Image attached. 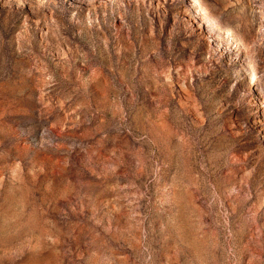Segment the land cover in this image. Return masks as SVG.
<instances>
[{
	"label": "rangeland",
	"instance_id": "rangeland-1",
	"mask_svg": "<svg viewBox=\"0 0 264 264\" xmlns=\"http://www.w3.org/2000/svg\"><path fill=\"white\" fill-rule=\"evenodd\" d=\"M0 264H264V0H0Z\"/></svg>",
	"mask_w": 264,
	"mask_h": 264
}]
</instances>
